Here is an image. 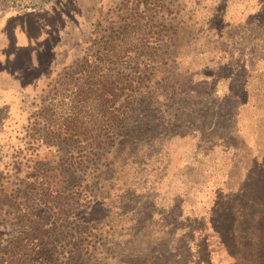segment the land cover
Returning <instances> with one entry per match:
<instances>
[{"label":"rangeland","instance_id":"rangeland-1","mask_svg":"<svg viewBox=\"0 0 264 264\" xmlns=\"http://www.w3.org/2000/svg\"><path fill=\"white\" fill-rule=\"evenodd\" d=\"M261 21L264 0H0V200L81 222L42 227L39 263L264 264ZM93 70L123 78L117 130L82 95ZM75 113L78 142L26 143ZM43 163L68 192L40 194Z\"/></svg>","mask_w":264,"mask_h":264},{"label":"trees","instance_id":"trees-1","mask_svg":"<svg viewBox=\"0 0 264 264\" xmlns=\"http://www.w3.org/2000/svg\"><path fill=\"white\" fill-rule=\"evenodd\" d=\"M45 3L53 2L55 0H41ZM261 27L264 24V21H261ZM251 24L260 25L259 19H253L250 21ZM243 24H249L248 21H244ZM237 22L231 24V26H236ZM222 30V29H220ZM122 57H118L120 61ZM96 73L93 70L90 77H88L87 82L83 84L84 93L82 95L84 97L92 96L94 101H97L98 107L100 109V114L102 118V124L104 120L108 119V124L112 125L115 122L116 130L119 128L118 119L116 116L113 115V111L108 113L106 110V98L113 99V103L116 102V99L119 97L117 92L119 91V85L123 83V78L116 74L114 76V80L112 82L109 81V76L106 74L99 75L96 82H93L96 78ZM127 79L125 78V83ZM130 86V85H129ZM137 95L144 100L145 95L144 91L138 89ZM112 101V100H111ZM81 110V108H80ZM116 114L119 115V110H114ZM106 114L111 115V117L106 116ZM111 122V123H110ZM81 122H79V113H75L73 118H69L68 120H64L61 123H58L59 129H63L65 133L69 132L70 134H57L53 136L49 131L51 125L46 123V120H43L41 125L38 127V131H42L44 135L39 136L37 139H28L26 143L33 148L34 151L39 149L41 145L48 144L49 140H51V144L49 147L57 146L58 148L61 146H65L70 144L71 142H78L79 136L82 134L81 130ZM85 141V138H83ZM98 143H102L103 140L99 139ZM38 147V148H37ZM44 168L38 170L34 173L35 176L39 177L41 172H45V177H48L46 183V189L44 187H40V194L43 195L44 191H49L57 196H60V192H68L69 185H64V181L56 186L57 184L54 183V180H51L50 175L47 173L46 165L43 163ZM73 200V199H72ZM39 203L41 200H36ZM28 201L24 200L23 202H16L11 200H0V212L6 210L5 213L7 217L3 218L1 222L2 230H0V264H41L39 263L41 258L42 260H48V257L51 256L53 258V254L48 252V246L45 245L43 239V230L42 227H55L56 226V217L63 218V221L69 223L71 229L74 230V233L78 231L80 228L81 222L77 219L78 209H75L70 205V207L65 208V205L61 201L54 202L55 207L53 206L54 212L52 213H36V209L34 210L32 206L27 207ZM45 204V203H44ZM68 206V205H67ZM30 213V214H28ZM10 217H12L10 219ZM69 219V220H68ZM12 221V222H11ZM64 225V224H62ZM75 225V226H73ZM245 225H249L246 223ZM68 227V226H66ZM213 230V229H212ZM247 229H244V234L246 233ZM214 232V231H213ZM228 237L231 238V233L228 232ZM164 239V238H163ZM160 242V241H159ZM4 244V245H3ZM51 249H49L50 251ZM161 254H157V257L160 258ZM89 257V256H88ZM72 259L80 260V264H94L92 259H84L81 255H76L72 257ZM153 260L149 264H162V262H158ZM97 264V262H96Z\"/></svg>","mask_w":264,"mask_h":264}]
</instances>
